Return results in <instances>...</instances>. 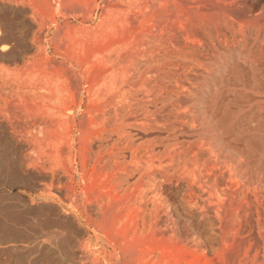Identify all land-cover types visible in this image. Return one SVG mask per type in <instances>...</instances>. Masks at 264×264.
<instances>
[{
  "label": "rangeland",
  "instance_id": "1",
  "mask_svg": "<svg viewBox=\"0 0 264 264\" xmlns=\"http://www.w3.org/2000/svg\"><path fill=\"white\" fill-rule=\"evenodd\" d=\"M33 1L0 0V18H6L4 19V21H2V18V20L0 19V28L4 30L3 33L0 29V36L3 37L2 35H5L7 31H9V34L7 33V37H10L11 34L12 36H14L12 38L10 37V39L8 40L9 46H11V49L10 47L9 49L14 50H12L11 52L9 49H7L6 51L0 50L2 52L0 55V112H2L0 113V121L4 120V122L6 121V123H8L7 120L9 119V117V120H11L15 116L11 111L8 110L9 108L3 102L4 99L2 100V98L6 97L9 98V100H12L13 98L15 99L17 92L16 90H26L27 86L31 87L37 82L39 84V81L43 86H46L44 83L46 82L47 84L49 81L47 85L58 84L64 89L66 88V90L69 89L70 92H76L77 90L81 92V97L84 101L83 106L75 108V112H77L79 122L81 121L80 118L84 113L83 110L85 102H87L86 100H88L90 96V93L88 91L91 85L95 84L97 87L98 85H102L103 83V85L107 86V83L110 81L107 87H113L115 86V84L119 83L120 85L123 84V88H126L124 87V84L126 82L125 86L129 88H126V90L130 91L128 92V94L130 93V96L128 95V98H125L128 100V102L125 103V101L127 100H124L123 105L125 106L126 111L127 109H130V111L126 112V119L124 121L127 122L128 119V121H131L133 119H136L137 116H141L137 117L138 119H141L139 121L137 119L136 123L139 124L141 128L143 127L142 132L144 133L143 134L141 132L139 136L136 135L135 137L138 140H135L137 142L139 141V143H143V159L141 164H144L142 165L143 171L144 169L146 170L144 172L142 171L145 177H143L140 181L138 180L137 182L136 179H131L132 183L130 181V186L133 189L136 188L135 190L137 194L139 193L143 197L146 196L144 197V199L146 198L145 201H143L144 199L142 200L144 202L142 203V211L145 212L146 210V213H150L152 211V196L155 194L156 187L161 184L163 185V194L168 198V204L171 205V209H173V212L175 210L174 214H181L180 217H177L175 215L177 233L179 235L182 234L181 236L187 239L189 238L188 240H190V244L191 246H193V252L187 259L188 261H186V264H264V224L263 221L260 225L255 221L251 222L244 215V210H248L247 202H249V200L247 199V201L246 198L242 199L243 210L241 209L239 211L241 212L239 219H242L240 224L236 223V226L233 227L229 226L228 222L225 223L228 227L227 228L225 226V229L232 230L230 234L232 237L230 236V241L228 240L227 242L228 244L226 243L225 245H223L222 233H220L222 232L221 230L223 229V227L218 224L219 222L215 218V211H217V208L213 207L212 210L208 211L207 209L203 212V210H201V207L194 208L193 204H188L187 202H185V194L189 193L190 189L187 186L186 181L183 180V173H191V175H193L192 172H196L197 169L198 171L204 169V173H208L207 176L210 177L208 180V177H206L205 174L204 181L206 182V184L204 183V188L205 190L208 189L206 190V192H208V195L210 194L211 197L215 195L211 199L212 203L214 202V204H216L217 202L219 203V201L225 200L226 205L228 204V208H230L231 204H234L233 208H237L239 205L235 203L238 202L233 201V197L236 198L233 189H236V187L243 188L244 190H253L252 192L256 193L258 195V198L264 202V0H224V3L223 0L179 1L180 3L177 2L176 4V7L178 8L174 9L173 12L176 17H174L175 19L173 18L175 22L174 31H170V33H167L163 29L162 33H160L161 30L160 32L159 30L158 32L155 30L154 32L158 34V38L156 41L157 43L154 42L153 44L143 47L140 45L139 49L135 50L136 52L127 51L122 53L120 55V59L118 58V56H114L113 60L116 62H114V64L110 66V68H107L109 70H99L98 73L101 75H98L94 71L93 73H91L90 77L89 75H86L87 73L85 74V62H83L85 61V53L86 55H88L87 51L89 50V48L88 46L86 47V44L83 41H85L87 35L90 34V31L92 29L91 27L95 28L94 30L92 29L91 32L99 31V29L97 28L98 26L100 28V25L102 26V22L104 21L103 19L106 16L107 18H110L109 13H112V9L114 11L117 6H120L118 0H98V10L95 11L93 18L86 22H83L85 20L84 16L90 13V11L92 10L91 8H93L94 5V2L91 0H82L83 6L81 12L78 11L73 13V11L64 9L62 10L63 13L62 11H60V13L58 14L57 4L53 3V9H47L45 8V6L43 7V5L45 4L42 1H34V3L37 4V7L32 4ZM39 1L41 2V4ZM192 1L193 3L191 4L190 2ZM181 2H183V4L185 5L187 3V5H183ZM220 2H222V5ZM233 3L235 4V6ZM231 4L233 5V7H230L232 6ZM188 6H190V8H188ZM226 6L228 7L226 8ZM208 7L209 10H207ZM36 8H39L38 11ZM43 8H45L47 12ZM182 8L187 9V11L190 12L186 13L185 17L181 16ZM229 8L230 10H228ZM235 9H237L238 12ZM64 12L67 14L65 15ZM229 12H231V14H229ZM21 13L25 18H22L23 15ZM31 13L35 18L30 15ZM72 13L74 15H72ZM178 13L179 17L176 16ZM18 14L19 16H17ZM228 14L231 16H229ZM69 15L72 16L69 17ZM39 16L42 18H40ZM54 16L55 21H57L55 22V24L52 22ZM48 17L50 18L48 19ZM181 17L183 20H190L188 22H185L181 19ZM43 18L44 20H42ZM177 18L178 21L176 22ZM1 21L3 23L5 22L4 24L7 23L9 25H4ZM35 21L38 23H36ZM40 21H42L41 24H44L41 25ZM169 23L172 25L171 21ZM178 23L183 24V26L179 25ZM12 25L14 27H12ZM6 26L12 28L7 29ZM31 26H34L35 28ZM180 26L182 30L180 29ZM74 27H77L79 30L76 28V31L78 30L76 32ZM79 27H82V29H80ZM184 27H187V29L184 30ZM14 28L15 30H12ZM68 28L70 29L69 33H67L69 31ZM42 30L43 32H41ZM180 31H184V36L186 38H182L183 35H181V38L178 37V34L182 33ZM185 31H187V33L191 36H189ZM74 32L76 33V35H78L79 33L81 34L76 36ZM84 32L87 35H85ZM175 33L178 34L176 35ZM82 34L83 37L84 35L86 37L81 38ZM186 34L188 36H186ZM34 35L37 38H35ZM73 35L76 37H74ZM4 37H6V35ZM68 37H70V39H68ZM173 37L176 38L172 39ZM14 38H17L16 40L18 41L16 42ZM71 38L72 40H74L73 43H70L69 41L71 40ZM77 38H79V47L81 49H78V47L76 49L75 43L77 42V46L79 44ZM163 38L164 41H161ZM114 39L115 38L113 37V39L110 40L111 45H115L118 42L121 43V40ZM184 39L189 41L186 42ZM19 40L20 43H18ZM65 40H67L68 44ZM8 42H3L2 44H0V47L4 44H8ZM34 42L36 43V45L34 44ZM189 42L190 44H188ZM72 44H74L73 46L75 47L76 51H74V47L72 48ZM68 45H70V48ZM81 45L83 47H81ZM31 46L33 48H31ZM84 47H86V51L85 49H82ZM37 48L40 51L38 50L37 52ZM32 50H34L35 52ZM80 51L84 53L81 54ZM9 52L11 53V57ZM75 52L76 54L79 53V56L83 55L82 57L78 56V58L80 59H77L80 61H77V56L74 55ZM3 53L9 55H4ZM35 54H37L38 56L36 55L37 57H33H40L41 59L39 58L36 60L34 58V61L31 57ZM45 55L48 57V59H46L47 57H45ZM59 55H62L61 58ZM49 56L51 58H49ZM70 56H72V59L70 58ZM28 57L30 58L28 59ZM23 59L26 60L24 61ZM74 59H76L75 63L73 61ZM28 60L29 62H27ZM69 60H71V62ZM32 62L34 63L32 64ZM14 63H16V65ZM17 63H19V65H17ZM24 64L27 65L24 66ZM52 64H55V66H53ZM32 65L34 67V70L36 71H33ZM16 67L19 68L18 71ZM45 68L47 70H44ZM80 69H82V71ZM42 70L45 72L48 71V74L42 73ZM32 71L36 74L32 73ZM49 71L54 76L50 74ZM106 74H108L109 77ZM61 75L64 77H61V79L57 80V78H60ZM52 76L53 78H51ZM102 76H104V80ZM47 77L49 80H47ZM118 77L120 78V80L117 79ZM106 78L108 81L105 82ZM91 79L95 80V82H92ZM65 80H68L67 83H65ZM68 82L70 83L68 84ZM16 85H19V87L21 86V89ZM24 85H26V87ZM130 87H132V90L130 89ZM134 87L137 90L138 88L136 87H139V90H135ZM184 88L186 89L184 90ZM143 89H145V91H148L146 95L149 93L151 95L146 96L145 91H142ZM154 89L156 93L158 92L156 95L152 94L151 92ZM180 90L184 91L180 92ZM133 91H141L140 93H142V95L137 96L136 94H132L135 93ZM215 92L216 95L213 96ZM159 93H161V96L158 95ZM131 95H134V97H132ZM148 97L151 99V101ZM214 98L218 99V104L216 105L212 104V101L215 100ZM129 102L131 103V105ZM4 104L5 108H2V105L4 106ZM21 104L27 108V104ZM21 104L18 105L19 108H17V111L19 113V116L17 117L25 118L27 115L25 110L26 108L22 107ZM150 106H152V108ZM153 107H155V109ZM212 110L213 117H211L210 119L209 114H212ZM134 113L136 114V116H134ZM129 114H131V116ZM196 117L197 120L195 119ZM181 119L183 121H181ZM186 120L188 121V123ZM2 121L1 123L3 125L6 124ZM148 121L150 123H147ZM156 123L159 126H157ZM193 125L195 126V128ZM9 128L10 127H8V129ZM8 129L7 132L5 130L4 134V129L0 128V264H83L84 261L86 262L85 264H123L121 260L123 257H121V261L119 260V258H117L119 256L116 255L113 246L108 244V241L105 242V240L103 239H97L98 234L105 235V233L99 231L98 226L94 222H92L95 219L96 215L84 211L86 210L85 208H88L90 206L87 205L86 207L84 201L80 199L79 205L77 207L74 205L75 203L72 202V198L66 196V191L68 193L73 191L79 193L81 191L79 190L80 187L75 191L74 187H71V185L68 184V180L72 173L71 170H69V159L64 160L63 163H59L57 161L54 162V159L50 156L49 157L51 159L49 158V160L46 159V157L48 158V156L46 155L41 156V158L37 155L35 156L27 146L19 148L14 145V140L10 138L9 135L15 134L16 137L18 136V138L25 140L28 138L27 133L23 130L22 133H18L16 129ZM18 130L20 131V129ZM143 136H145L146 138ZM142 138L143 140H141ZM219 139H221V142ZM167 140L171 142L173 150L177 145V149L175 148L173 153V156L175 154V156L173 157L175 158L173 161V166L176 171L173 170V172L170 170L171 172H167V169L165 168H160L162 170L159 171L158 167L157 170L161 173V175L159 173L155 174L153 173L154 170L152 169V167H149L151 166V164L148 165V163H150V147H153L154 145V147H156V145L158 146L166 142ZM172 140L174 141V143L172 142ZM223 143H225V145ZM77 147H79V153H81L83 150L82 148H80L81 145L78 144ZM93 150L99 152L98 147H94ZM145 150L146 152H143ZM79 153H76L78 154V165L76 164V169L74 170V174H76L75 176L77 178L76 182L79 181V174L77 173H82V163L81 159L79 158ZM206 158L209 159L206 160ZM37 160L44 161L42 163L40 162L39 165V162ZM51 160L55 164L50 163ZM143 160L145 161V163ZM146 160H148L149 162ZM32 164L37 165H34L36 168ZM210 166L211 168H213V171H211L212 169L210 168ZM216 166H219V168H217ZM194 167L196 168V170H194ZM38 168H40L42 171ZM120 168L122 169V172L124 174H126V172H130V167L128 165L122 166ZM120 168H118L117 170H119ZM254 168H257V171H255ZM184 169L185 171H183ZM187 169H189V171ZM190 169L192 170L190 171ZM207 169L209 171H207ZM37 170H40L41 174L38 176V178H34L31 174L34 173L36 175ZM229 171H231L230 173L233 174V178ZM58 172H60L62 175L64 173V176H62L61 179V184L57 183L56 180L51 182L50 179H47L51 178V174H56ZM67 172L71 173L68 174ZM166 172L168 174L171 173L170 176H166ZM226 173H228L227 176L225 175ZM172 174L174 176L171 180V185V183L167 181L166 178L171 177ZM210 174L212 175L210 176ZM214 175H217V179ZM46 176L47 178L45 180ZM227 178L228 180H226ZM232 179L235 181H233ZM232 181L236 184H232ZM134 182L137 184L135 185ZM208 183L212 184L210 185ZM225 184H229L232 189L231 193L227 192L228 195L230 194L229 196H227L224 191V189L226 188ZM212 186H214L216 191H218L214 192V188H211ZM222 186H224L225 188ZM220 187L222 188L221 192L224 191V195L219 192V190H221ZM166 188L169 192L164 190ZM209 189L211 190V192ZM218 192L223 198H218L216 196ZM64 200L65 202H63ZM227 200L231 201L229 202ZM205 205L207 206V203ZM83 206H85V208ZM143 207L146 209H143ZM192 208L194 209V211ZM82 209H84L83 212ZM180 209H182L181 212L184 210V213H187V215H184L183 212L181 213L179 211ZM186 209L190 210L191 212H187ZM55 212L56 214L54 215ZM76 213L79 214L80 219L77 222L80 224L79 228L81 227L82 229H79L78 227L71 224L72 222L70 221V216L72 217ZM208 213L211 215L206 216V214ZM231 214L232 213L227 212V218L225 219H230L231 216L229 215ZM212 215L214 217H210ZM63 217H65V219ZM261 217L264 218L263 215H261ZM201 219L204 220L202 221ZM77 222L75 223L78 224ZM76 228H78V231H75ZM258 231L263 232V238H259L258 236H256ZM85 236L87 239L85 238ZM84 242H86V245ZM195 244H197V246H195ZM104 246H106V249L104 248ZM83 247L85 249H83ZM82 250L86 251H84L86 253L85 257H82V255L79 254ZM194 250H196L197 252ZM89 254L91 255L89 256ZM116 258L118 259V261Z\"/></svg>",
  "mask_w": 264,
  "mask_h": 264
},
{
  "label": "bare ground",
  "instance_id": "2",
  "mask_svg": "<svg viewBox=\"0 0 264 264\" xmlns=\"http://www.w3.org/2000/svg\"><path fill=\"white\" fill-rule=\"evenodd\" d=\"M31 1V0H28ZM33 1V0H32ZM35 1V0H34ZM33 1V5L35 7H37V4H35ZM37 1V0H36ZM35 1V2H36ZM42 1L45 5H43V7L45 6V8L47 9H51L52 8V4H57V14L60 13V11L66 9L68 11H73L74 12H78V11H82V0H40ZM39 1V2H40ZM94 2L93 8H91L92 10L90 11V13H86L87 15L84 16L85 20L83 22H86L90 19L93 18V15L95 13L96 10H98V0H91ZM179 1H185V0H118L119 5L115 8V10L113 11L112 9V13H109L110 18H107V16L101 21L102 22V26L100 25V28L98 26L97 29H99V31H95V32H91L92 29L94 30L95 28L91 27V31L90 34L87 35L85 32L84 34L87 35V37L84 35V37H86V40L83 41L86 44V47L88 46L89 50L88 55H86L85 53V62L84 63V69H85V74L89 77L91 75V73H93L95 71V73H97L98 75H101L98 73V71H103L104 69L110 68V66H112L114 64L113 57L114 56H118V58L120 59V55L124 52L127 51H133L136 52L135 50L139 49V46L141 45L143 46H148L150 44H153L154 42L157 41L158 38V34L156 32H154L155 30L158 32L163 31V29L168 33H170V31H174V20L173 18L175 17L174 15V9L178 8L176 7L177 2L180 3ZM194 1V0H193ZM190 2L191 4L193 3ZM198 1V0H197ZM220 1V0H219ZM105 2V1H104ZM188 2V1H187ZM203 2V1H202ZM210 2V1H209ZM213 2V1H211ZM218 2V1H217ZM226 2V1H225ZM24 3V2H23ZM30 3V2H29ZM42 3V4H43ZM183 4V2H181ZM205 3V2H204ZM222 5V2H220ZM219 3V4H220ZM224 3V0H223ZM227 3V2H226ZM17 4V3H16ZM25 4V3H24ZM41 4V2H40ZM213 4V3H212ZM234 4V3H233ZM88 5V4H87ZM111 5V4H110ZM185 5V4H183ZM187 5V3H186ZM185 5V6H186ZM189 5V4H188ZM205 5V4H204ZM207 5V4H206ZM232 5V4H231ZM32 6V5H30ZM192 6V5H191ZM195 6V5H194ZM193 6V7H194ZM203 6V5H201ZM209 6V5H208ZM235 6V4H234ZM12 7V5H11ZM24 7V5H23ZM29 7V5H28ZM106 7V6H105ZM200 7V6H199ZM211 7V5H210ZM216 7V6H215ZM219 7V6H218ZM228 6H226L227 8ZM230 7H233L230 6ZM16 8V6H15ZM20 8V7H19ZM27 8V7H26ZM43 8V9H45ZM184 8V7H183ZM181 9L182 13L181 16L185 17L186 13H188L189 11H187V9ZM188 8H190V6H188ZM205 8V7H204ZM23 9V8H22ZM20 9V10H22ZM37 9V8H36ZM39 9V8H38ZM37 9V11H38ZM53 9V8H52ZM106 9V8H105ZM199 9V8H197ZM206 9V8H205ZM222 9V8H221ZM10 10V9H9ZM15 10V9H14ZM25 10V9H24ZM46 10V9H45ZM111 10V9H110ZM209 10V7L208 9ZM230 10V8L228 9ZM226 10V11H228ZM237 10V9H235ZM52 11V10H51ZM107 11V10H106ZM225 11V12H226ZM233 11V10H232ZM231 11V12H232ZM12 12V11H11ZM18 12V11H17ZM27 12V11H25ZM29 12V9H28ZM33 12V10H32ZM35 12V11H34ZM44 12V11H43ZM47 12V10H46ZM231 12H229V14H231ZM238 12V10H237ZM19 13V12H18ZM37 13V12H36ZM63 13V11H62ZM65 13V12H64ZM72 13V15H74ZM85 13V12H84ZM106 13V12H105ZM190 13V12H189ZM193 13V12H192ZM191 13V14H192ZM236 13V12H235ZM22 14V13H21ZM20 14V15H21ZM26 14V13H25ZM43 14V13H42ZM67 13H65L66 15ZM228 14V15H229ZM23 15V14H22ZM21 15V16H22ZM32 15V13L30 14ZM29 15V16H30ZM45 15V14H44ZM72 15H69L72 16ZM179 13L176 15L177 17ZM238 15V13H237ZM236 15V16H237ZM2 16V15H1ZM19 16V14L17 15ZM36 16V15H35ZM49 16V15H48ZM64 16V15H63ZM231 16V15H229ZM27 17V16H26ZM31 17V16H30ZM28 17V18H30ZM33 17V15H32ZM38 17V15H37ZM40 17V16H39ZM81 17V16H80ZM238 17V16H237ZM2 18V17H1ZM0 18V19H1ZM11 18V17H10ZM22 18H25L24 15L22 16ZM35 18V17H33ZM42 18V17H40ZM46 18V16H45ZM50 17H48L49 19ZM53 18V17H51ZM65 18V17H64ZM76 18V17H75ZM141 18V19H139ZM176 18V17H175ZM174 18V19H175ZM187 18V17H186ZM185 18V19H186ZM189 18V17H188ZM3 19V18H2ZM1 19V20H2ZM6 19V18H4ZM4 19L2 21H4ZM180 19V18H179ZM182 19V17H181ZM8 20V18H7ZM24 20V19H23ZM34 20V19H33ZM32 20V21H33ZM44 20V18L42 19ZM47 20V19H46ZM58 20V18H57ZM114 20V23H113ZM183 20V19H182ZM190 20V19H189ZM188 20V21H189ZM198 20V19H197ZM1 21V22H2ZM6 21V20H5ZM27 21V20H26ZM31 21V20H30ZM37 21V20H36ZM35 21V22H36ZM49 21V20H48ZM171 21L172 25L169 23ZM178 21V18L176 19V22ZM183 21H187V20H183ZM187 21V22H188ZM12 22V21H11ZM28 22V21H27ZM42 21H40L41 24ZM45 22V21H44ZM52 22L55 24V16L52 20ZM81 22V21H80ZM100 22V23H101ZM5 23V22H4ZM2 22V24H4ZM38 23V22H36ZM7 24V23H6ZM4 24V25H6ZM44 24V23H42ZM41 24V25H42ZM179 24V23H178ZM185 24V23H184ZM9 25V24H7ZM31 25V24H29ZM35 25V24H34ZM182 25L183 24H179ZM87 26V25H86ZM89 26V25H88ZM97 26V25H96ZM3 27V26H1ZM5 27V26H4ZM7 27V26H6ZM12 27H14L12 25ZM11 27V28H12ZM34 27V26H31ZM40 27V26H39ZM48 27V26H47ZM50 27V26H49ZM78 27V26H77ZM76 27V28H77ZM95 27V26H94ZM10 27H7V29ZM10 28V29H11ZM35 28V27H34ZM42 28V26H41ZM75 28V27H74ZM75 28V31H76ZM80 28V27H79ZM84 28V25H83ZM177 28V27H176ZM185 28V27H184ZM1 29V28H0ZM6 29V28H5ZM9 29V30H10ZM33 29V28H32ZM39 29V28H38ZM44 29V27H43ZM69 29V28H68ZM78 29V28H77ZM82 29V27L80 28ZM181 29V26H180ZM187 27L184 29L186 30ZM12 30H15L12 29ZM35 30V29H34ZM79 30V29H78ZM77 30V31H78ZM177 30V29H176ZM182 30V29H181ZM1 31L4 33V30L1 29ZM37 31V30H36ZM76 31V32H77ZM89 31V30H87ZM6 32V31H5ZM43 32V30L41 31ZM40 32V33H41ZM70 32V29L67 33ZM178 32V31H177ZM182 32V31H180ZM187 33V31H185ZM191 32V31H190ZM189 32V33H190ZM2 33V34H3ZM7 33L9 34V31H7ZM7 33L5 34L7 37ZM37 33V32H36ZM39 33V34H40ZM72 33V32H71ZM79 33V32H78ZM89 33V32H88ZM165 33V32H164ZM74 34L76 35V33L74 32ZM81 33H79L78 35H80ZM176 35L178 33H175ZM180 34V35H179ZM178 37L181 38V35H183L182 38H184V31L182 33H179ZM188 34V33H187ZM186 34V36H188ZM5 35H2L3 37L0 36V44H2L3 42H8V40L10 39V37H14L11 36L8 38L4 37ZM67 35V34H66ZM76 35V36H78ZM172 35V33H171ZM16 36V35H15ZM35 36V35H34ZM39 36V35H38ZM68 36V35H67ZM74 36V35H73ZM72 36V37H73ZM74 36V37H76ZM164 36V34H163ZM175 36V35H174ZM191 36V35H189ZM17 37V36H16ZM80 37V36H79ZM83 34L81 38H84ZM113 37L115 38L114 40H121V43H114L115 45H111L110 40L113 39ZM168 37V35H167ZM18 38V37H17ZM17 38H14L15 41L17 42L18 40H16ZM35 38H37L35 36ZM64 38V37H63ZM176 37H173L172 39H174ZM178 38V39H179ZM186 38V37H185ZM19 39V38H18ZM39 39V38H38ZM68 39H70V37H68ZM75 39V38H74ZM188 39V38H187ZM34 40V38H33ZM36 40V39H35ZM77 40L79 41V38H77ZM75 40V41H77ZM83 40V39H82ZM81 40V42H82ZM171 40V38H170ZM185 40V39H184ZM183 40V41H184ZM11 41V40H10ZM38 41V40H37ZM35 41V42H37ZM63 41V40H62ZM67 43V40H65ZM70 43L74 40H69ZM159 41V39H158ZM164 41V38L161 40ZM167 41V40H165ZM178 41V40H177ZM176 41V42H177ZM186 42H188L189 40H185ZM33 42V41H32ZM34 42V44L36 45V43ZM64 42V41H63ZM182 42V41H181ZM15 43V42H14ZM20 43V40L19 42ZM69 43V44H70ZM78 46H77V42L75 43L76 45V49L78 47V49H81L79 47L80 45V41L78 42ZM110 43V44H109ZM157 43V42H156ZM161 43V42H160ZM159 43V44H160ZM164 43V42H163ZM180 43V42H179ZM184 43V42H183ZM31 44V43H30ZM32 44V45H34ZM39 44V43H38ZM68 44V43H67ZM82 44V43H81ZM135 46H134V45ZM190 44V42L188 43ZM12 45V44H10ZM41 45V44H40ZM74 44H72V48ZM83 45V44H82ZM81 45V47H83ZM157 45V44H156ZM16 46V45H15ZM14 46V48H15ZM43 46V45H42ZM70 48V45H68ZM159 46V45H158ZM11 49V46H9V42L8 44H4L0 47L1 51H6L7 49ZM17 47V46H16ZM82 48L83 50L86 48ZM194 47V46H193ZM29 48V46H28ZM31 48H33L31 46ZM43 48V47H42ZM46 48V47H45ZM44 48V49H45ZM68 48V49H69ZM71 48V50H72ZM141 48V47H140ZM147 48V47H146ZM150 48V47H149ZM9 49V50H10ZM43 49V50H44ZM75 47H74V51H76ZM143 49V48H142ZM14 50V49H12ZM10 50V52L12 51ZM35 50V49H34ZM32 50V51H34ZM38 48H37V52H38ZM70 50V51H71ZM82 50V51H83ZM0 51V55L1 52ZM40 51V50H39ZM46 51V50H45ZM73 51V52H74ZM81 52V54H83ZM86 51V49H85ZM9 52V53H10ZM35 52V51H34ZM59 52V51H58ZM78 52V50H77ZM8 53V52H7ZM50 53V52H49ZM64 53V52H63ZM67 53V52H66ZM70 53V52H69ZM72 53V52H71ZM4 54V53H3ZM2 54V55H3ZM42 54V52H41ZM47 54V53H46ZM55 54V53H53ZM58 54V53H56ZM74 54V53H73ZM79 54V53H78ZM78 54H75L78 58ZM127 54V53H126ZM4 55H9V54H4ZM26 55V53H25ZM23 55V56H25ZM37 54L35 55H30L31 58H33V60L35 61V59H39L36 58ZM40 55V54H39ZM72 55V54H71ZM36 56V57H33ZM52 56V55H51ZM60 56V55H59ZM62 56V55H61ZM60 56V58H61ZM66 56V55H65ZM81 56V55H80ZM79 56V57H80ZM83 56V55H82ZM81 56V57H82ZM6 57V56H5ZM10 57H11V53H10ZM27 57V56H25ZM28 57V59L30 58ZM45 57H47L45 55ZM75 57V56H73ZM3 58V57H2ZM7 58V57H6ZM20 58V57H19ZM35 58V59H34ZM43 58V57H42ZM49 58H51L49 56ZM53 58V57H52ZM69 58V57H68ZM65 58V59H68ZM70 58L72 59V56H70ZM83 58V59H84ZM21 59V58H20ZM41 59V58H40ZM48 59V57L46 58ZM57 59V58H56ZM76 59H74V63L76 62ZM80 59V58H78ZM77 61H80L78 60ZM82 59V58H81ZM124 59V57H123ZM126 59V58H125ZM24 60V59H23ZM26 60V59H25ZM24 60V61H25ZM44 60V59H43ZM42 60V61H43ZM10 61V60H9ZM14 61V60H12ZM23 61V62H24ZM39 61V60H38ZM60 61V59H59ZM71 62V60H69ZM29 62V60L27 61ZM41 62V61H40ZM39 62V63H40ZM63 62V61H62ZM25 63V62H24ZM34 62H32L33 64ZM80 63V62H79ZM16 65V63H14ZM29 64V63H28ZM31 64V62H30ZM50 64V63H49ZM73 64V63H72ZM17 65H19V63H17ZM27 64H24V66ZM42 65V64H41ZM53 65V64H52ZM51 65V66H52ZM64 65V64H63ZM70 65V64H69ZM76 65V64H74ZM78 65V64H77ZM45 66V65H43ZM55 66V64L53 65ZM52 66V67H53ZM71 66V65H70ZM33 67V65H32ZM36 67V66H35ZM42 67V66H41ZM80 67V66H79ZM64 68V67H63ZM68 68V66H67ZM83 68V67H82ZM17 71H18V67H16ZM21 69V68H20ZM41 69V68H40ZM54 69V68H53ZM60 69V68H59ZM44 70H47L46 68ZM57 70V69H56ZM76 70V69H75ZM82 71V69H80ZM109 70V69H107ZM33 71L34 67H33ZM32 71V73H34ZM39 71V70H38ZM43 71V70H42ZM41 71V72H42ZM15 72V71H14ZM22 72V71H19ZM18 72V73H19ZM58 72V71H57ZM67 72V71H66ZM78 72V71H77ZM84 72V71H83ZM82 72V75H83ZM215 72V71H214ZM40 73V72H39ZM42 73H47L48 71H43ZM41 73V74H42ZM50 73V71H49ZM54 73V72H53ZM111 73V71H110ZM36 74V73H34ZM52 74V73H50ZM68 74V73H67ZM109 74V73H108ZM108 74H106L108 76ZM26 75V74H25ZM39 75V74H38ZM53 75V74H52ZM64 75V74H63ZM80 75V74H79ZM105 75V74H104ZM37 76V75H36ZM47 76V75H46ZM49 76V75H48ZM54 76V75H53ZM53 76L51 78H53ZM93 76V75H92ZM50 77V76H49ZM61 77L64 76H60V78H57V80L61 79ZM86 77V76H84ZM101 77V76H100ZM103 80H104V76ZM106 77V76H105ZM109 77V76H108ZM205 77V76H204ZM35 78V77H33ZM55 78V77H54ZM75 78V77H74ZM92 78V77H91ZM66 79V76H65ZM85 79V78H84ZM95 79V78H94ZM97 79V78H96ZM102 79V78H100ZM117 79L120 80V78L118 77ZM47 80L48 77H47ZM52 80V79H51ZM50 80V83H51ZM56 80V79H55ZM75 80V79H74ZM87 80V78H86ZM92 80V79H91ZM124 80V79H123ZM16 81V80H15ZM54 81V80H53ZM66 81V80H65ZM68 81V80H67ZM67 81L65 83H67ZM95 82V80H92V82ZM108 81L107 78L105 80V82ZM115 81V80H114ZM126 81V80H125ZM28 82V81H27ZM60 82V81H58ZM91 82V83H92ZM104 82V83H105ZM110 82V81H109ZM109 82L107 83L109 85ZM49 83V81H48ZM47 83V84H48ZM56 83V82H55ZM70 82H68L69 84ZM87 83V82H86ZM113 83V82H112ZM124 83V82H121ZM128 83V82H127ZM30 84V82H29ZM28 84V85H29ZM33 84V83H32ZM31 84V85H32ZM46 86H43L39 84L38 82L33 86L29 87L26 85H24L26 87V90H16V96L15 99L13 98L12 100L9 98L4 97L2 94V96L4 98H2L3 102L6 104V106L9 108L8 110L11 111L14 115V120H7L8 123H6V121L4 122V120L2 121L3 123L6 124H2L0 121V128L4 129V134H5V130L7 132L8 127L13 128L14 130L16 129L18 133H22V130L25 131L27 133L28 138L25 140H22L20 138H18V136L16 137L15 134H9L10 138H12L14 141V145H16L17 147H24L27 146L28 149L30 151H32L34 153V155L39 156L41 158V156H48V158L46 157V159L49 160V158H53L54 162L57 161L59 163H63L64 160L69 159V170H71V176L68 180V184L71 185V187H74V190L76 191L77 188L80 187L79 190H81L79 193L78 192H70L68 193L66 191V196L71 197L72 198V202H74L75 206L78 207L79 205V201L80 199H82L84 201L85 206L88 208H85V206H83L86 210L82 209L86 211V212H90L93 213L94 215H96L95 219L92 221L94 222L98 228L99 231L105 233V235H100L98 234V238L103 239L106 241H108V244L113 246L114 252L116 253V255H118L119 260L121 259V257H123L122 263L123 264H186L188 261L187 259L189 258V256L191 255L192 251V247L190 244V240H188L187 238L181 236L182 234H178L177 230H176V218L173 209H171V205L168 204V198L166 196H164L163 194V185H158L155 189V194L152 196L153 200H151L152 202V211L150 213H146L142 211V203H144L143 201H145L144 197L146 196H142L139 193H136V188H132L130 186V181L132 183L131 179H136V182L139 180H142L144 176L143 172L146 171L144 169L143 171V166L144 164L142 163V145L143 143H139V141L137 142L136 140V135L139 136V134L143 131V127L141 128L139 124H137V117H141V116H137L136 119H133L131 121H124L126 118V112L130 111V109L126 111L125 106L123 105V101L127 100L125 99L126 97L128 98V92H130L129 90H126V88H128L127 86L123 88L122 85L123 84H115V86L113 87H107L106 85H98L96 87V85H91L89 88V93L90 96L88 98V100H86L87 102H85V106H84V113L83 116L80 118L81 121H78V116H77V112H75V108L77 107H81L83 106V99L81 97V92L80 91H74V92H70L69 89L66 90V88L64 89L63 87H61L60 85H47L46 82L44 83ZM60 84V83H59ZM64 84V83H63ZM62 84V85H63ZM90 84V83H89ZM100 84V83H98ZM23 85V84H22ZM87 85V84H86ZM206 85V83H205ZM19 87V85H16ZM23 86V87H24ZM94 86V87H93ZM111 86V85H110ZM130 86V85H129ZM21 87V86H20ZM19 87V88H20ZM22 87V88H23ZM24 87V88H25ZM29 87V88H28ZM68 87V86H65ZM83 87V86H82ZM81 87V88H82ZM147 87V86H146ZM23 88V89H24ZM86 88V87H85ZM132 87H130L131 89ZM139 90V87H136ZM143 88V87H141ZM145 88V87H144ZM148 88V87H147ZM146 88V89H147ZM150 88V87H149ZM188 88V87H187ZM16 89V88H15ZM21 89V88H20ZM71 89V88H70ZM129 89V88H128ZM135 89V87H134ZM163 89V88H162ZM186 88H184L185 90ZM189 89V88H188ZM187 89V90H188ZM217 89V88H216ZM14 90V89H13ZM72 90V89H71ZM81 90V89H80ZM132 90V89H131ZM137 90V89H135ZM137 90V91H138ZM184 90H180L184 91ZM136 91V92H137ZM142 91H145V89H143ZM5 92V91H4ZM135 92V91H133ZM132 93V94H136L138 95H142V93L137 92V93ZM152 94L156 95V91L155 89L151 91ZM179 92V91H178ZM193 92V91H192ZM88 93V94H89ZM146 93H148V91H145V95ZM173 93V92H172ZM169 94V93H168ZM188 94V92H187ZM151 94H147L146 96H150ZM159 96H161V93L158 94ZM167 95V94H166ZM186 95V94H185ZM216 95V92L213 94V96ZM1 96V97H2ZM87 96V95H86ZM130 96V95H129ZM132 97H134V95H131ZM169 96V95H168ZM172 96V95H171ZM177 96V95H176ZM197 96V95H195ZM212 96V95H211ZM141 97V96H140ZM152 97V96H151ZM155 97V96H154ZM165 97V96H164ZM173 97V96H172ZM131 98V97H130ZM129 98V100H130ZM149 98V97H148ZM147 98V100H148ZM176 98V97H175ZM1 99V98H0ZM132 99V98H131ZM150 99V98H149ZM153 99V98H152ZM215 100L212 101V104L216 105L218 104V99L214 98ZM16 100V101H15ZM146 100V99H145ZM154 100V99H153ZM152 100V101H153ZM151 101V99H150ZM169 101V100H168ZM209 101V99H208ZM128 102L125 101V103ZM140 102V101H139ZM172 102V101H171ZM21 103H25L27 104V108L24 107ZM130 103V102H129ZM128 103V104H129ZM176 103V102H175ZM1 104V103H0ZM3 104V103H2ZM5 104L4 106L2 105V108H5ZM22 105V107L26 108V117L25 118H19L17 116H19V113L17 111L18 105ZM136 104V103H135ZM157 104V102H156ZM169 104V103H168ZM208 104V103H207ZM131 105V103H130ZM134 105V104H133ZM139 105V104H138ZM200 105V104H199ZM1 106V105H0ZM144 106V105H142ZM149 106V105H148ZM181 106V105H180ZM137 107V106H136ZM152 108V106H150ZM164 107V106H163ZM130 108V107H129ZM142 108V107H141ZM155 109V107H153ZM7 109V108H6ZM4 109V110H6ZM138 109V108H137ZM79 110V109H78ZM135 110V109H134ZM174 110V109H173ZM133 111V110H132ZM150 111V110H149ZM180 111V110H179ZM189 111V110H188ZM187 111V112H188ZM4 112V111H3ZM169 112V111H168ZM183 112V110H182ZM181 112V113H182ZM185 112V113H187ZM206 112V111H205ZM2 113V112H0ZM7 113V112H6ZM136 113V112H135ZM134 113V114H135ZM149 113V112H148ZM147 113V114H148ZM194 113V112H193ZM192 113V114H193ZM9 114V113H8ZM7 114V115H8ZM24 114V113H23ZM79 114V113H78ZM137 114V113H136ZM136 114L134 116H136ZM152 114V113H151ZM150 114V115H151ZM131 116V114H129ZM146 115V113H145ZM222 115V113H221ZM2 116V115H1ZM192 116V115H191ZM3 117V116H2ZM148 117V116H147ZM209 117L211 119V117H213V110H212V114H209ZM8 118V117H6ZM129 118V117H128ZM161 118V117H160ZM141 119V118H140ZM138 119V121L140 120ZM143 119H144V115H143ZM142 119V120H143ZM151 119V117H150ZM154 119V117H153ZM165 119V118H164ZM197 120V117L195 118ZM136 120V121H135ZM141 120V121H142ZM135 121V122H134ZM144 121V120H143ZM181 121H183L181 119ZM187 121V120H186ZM171 122V121H170ZM185 122V121H184ZM206 122V121H205ZM132 123V124H131ZM143 123V122H142ZM141 123V124H142ZM145 123V122H144ZM147 123H150L149 121ZM188 123V121H187ZM154 124V123H153ZM157 124V123H156ZM152 125V124H151ZM170 125V124H169ZM192 125V124H191ZM26 126V127H25ZM148 126V125H146ZM154 126V125H153ZM157 126H159L157 124ZM194 126V125H193ZM150 127V125H149ZM202 127V126H201ZM219 127V126H218ZM9 128V129H10ZM147 128V127H146ZM161 128V127H160ZM166 128V127H165ZM192 128V127H191ZM195 128V126H194ZM8 129V130H9ZM20 129V131L18 130ZM149 129V128H148ZM152 129V128H151ZM154 129V128H153ZM184 129V128H183ZM193 129V128H192ZM157 130V129H155ZM161 130V129H160ZM175 130V129H174ZM12 131V130H10ZM145 131V130H144ZM210 131V130H209ZM9 133V131H8ZM143 133V132H142ZM150 133V132H149ZM153 133V132H152ZM155 133V132H154ZM160 133V132H159ZM166 133V132H165ZM180 133V132H179ZM253 133V132H252ZM7 134V133H6ZM144 134V133H143ZM156 134V133H155ZM8 135V134H7ZM158 135V134H157ZM222 135V134H221ZM149 136V135H148ZM9 137V136H8ZM135 137V138H134ZM145 137V136H143ZM164 137V136H163ZM172 137V136H171ZM139 138V137H138ZM146 138V137H145ZM182 138V137H181ZM180 138V139H181ZM185 138V137H184ZM136 139V140H135ZM169 139V138H168ZM171 139V138H170ZM179 139V140H180ZM183 139V138H182ZM189 139V138H187ZM256 139V138H255ZM140 140V139H139ZM143 140V138L141 139ZM221 142V139H219ZM258 140V139H257ZM145 141V140H144ZM143 141V142H144ZM153 141V140H152ZM172 142L174 143V141L172 140ZM149 143V142H146ZM80 144L83 150L81 153H79V147H77V145ZM177 144V143H176ZM225 145V143H223ZM147 145V144H146ZM151 146V145H150ZM155 146V145H154ZM150 147L149 150V160L152 169L154 170L153 173H159L161 175V173L159 172L160 168H165L168 171H176L174 166H173V161L175 158H173L175 156H173L174 150L176 148V146L172 147V144L169 140H167L166 142L160 144V145H156V147ZM94 147H98L99 148V152H96L93 150ZM180 147V146H179ZM147 149V148H146ZM149 149V148H148ZM177 149V148H176ZM225 150V149H224ZM79 153V158L81 159V163H82V173H77L79 174V181L76 182V174H74V170L76 169V164H77V158H78V154ZM143 152H146L143 151ZM32 153V154H33ZM96 155V157H95ZM50 156V157H49ZM144 156V155H143ZM196 156V155H195ZM221 156V155H220ZM148 157V156H147ZM50 158V159H51ZM37 159V158H36ZM43 159V158H42ZM45 159V157H44ZM52 159V160H53ZM146 159V158H144ZM209 159V158H208ZM206 158V160H208ZM50 163H54V162ZM39 162L42 163L43 161L41 160H37ZM144 161V160H143ZM210 161V160H209ZM226 161V160H225ZM37 162V163H38ZM67 162V161H66ZM208 162V161H207ZM145 163V161H144ZM209 163V162H208ZM217 163V161H216ZM55 164V163H54ZM223 164V163H222ZM33 166L35 164H32ZM52 165V164H51ZM78 165V164H77ZM129 166L130 167V172L126 174H124L122 172V169L120 167L122 166ZM146 165V166H148ZM37 166V165H35ZM34 166V167H35ZM68 166V165H67ZM199 166V165H198ZM58 167V166H57ZM159 167V171L157 170V168ZM217 168H219V166H216ZM32 168V167H31ZM36 168V167H35ZM41 168V167H40ZM38 168V169H40ZM44 168V167H43ZM66 168V167H65ZM118 168H120L119 170H117ZM174 168V169H173ZM197 168V166H196ZM196 168L194 167V170H196ZM202 168V167H200ZM205 168V166H204ZM207 168V167H206ZM209 168V167H208ZM211 168V166H210ZM54 169V167H53ZM79 169V168H78ZM147 169V168H146ZM213 171V168H211ZM41 170V169H40ZM37 170L36 175L33 173L31 174L34 178H38V176L41 174V171ZM45 170V169H44ZM67 170V169H66ZM128 170V171H129ZM189 171V169H187ZM192 169H190L191 171ZM204 170V169H203ZM203 170H199L197 169V171L193 173V175L188 174H184L183 171H185V169L182 171L183 173V180L186 181L187 186L190 189V192L185 194L184 197V201L187 202L188 204H193L194 208H199L201 207L204 211H206L208 209V211L212 210L213 207L217 208V211H215V218L218 220V224H220L223 229L221 230L222 232V242L223 245H225L228 240L230 241V234L232 232V230L230 229H225L226 226V222H228L229 226H236V223L240 224L241 220L239 219L240 213L239 212L242 209L243 206V198L246 200L248 199L249 202L247 205L248 210H244V215L246 216V218H248L251 222L255 221L257 224H261V222L263 221L264 224V218L261 217V215H263L264 217V202L262 200H260L258 198V195L254 192H252L253 190H244L243 188H239L236 187V189L234 190V194L236 195V198L233 197V201L234 202H238L235 203L237 205H239L237 208H233L234 204L230 205V208H228V204L226 205L225 200L219 201V203L217 202L216 204H214V202H211L212 197L210 196V194L208 195V192H206V189L204 188V185L206 184V182L204 181L205 179V174ZM226 170V169H225ZM224 170V171H225ZM255 171H257V168H254ZM47 171V170H46ZM55 171V170H54ZM65 171V170H64ZM79 171V170H78ZM77 171V172H78ZM125 171V170H124ZM127 171V170H126ZM143 171V172H142ZM165 171V170H164ZM170 171V172H171ZM173 171V172H174ZM207 171H209L207 169ZM57 172V171H56ZM61 172V171H60ZM58 172V173H53L51 174V178H47V176L45 177L47 179H50L51 182H53L54 180L57 181V183L61 184V179L63 175ZM66 172V171H65ZM166 172V173H167ZM231 171H229L230 173ZM44 173V171H43ZM68 173V172H67ZM68 173V174H70ZM147 174V172H146ZM171 174V173H170ZM170 174H166V176H170ZM178 174V173H177ZM208 174V173H207ZM207 179L209 180V176ZM213 174V173H212ZM210 174V176L212 175ZM228 173H226L225 175L227 176ZM231 176L233 175L232 173H230ZM47 175V174H46ZM66 175V174H65ZM180 175V173H179ZM182 175V174H181ZM224 175V176H225ZM67 176V175H66ZM173 174L171 177L166 178L167 181H169L170 183L172 182V178H173ZM215 176V175H214ZM217 176V175H216ZM215 176V177H216ZM221 176V175H220ZM223 176V177H224ZM42 177V176H41ZM57 177V178H55ZM147 177V175H146ZM222 177V178H223ZM233 178V176H232ZM40 179V178H39ZM65 179V180H66ZM217 179V177H216ZM214 179V180H216ZM41 180V179H40ZM177 180V179H176ZM228 180V178L226 179ZM231 180V179H229ZM233 180V179H232ZM235 181V180H233ZM232 181V184H234L235 182ZM64 182V181H63ZM66 182V181H65ZM162 182V181H160ZM230 182V181H229ZM244 182V181H243ZM50 183V182H49ZM135 183V182H134ZM205 183V184H204ZM222 183V182H220ZM227 183V181H226ZM51 184V183H50ZM67 184V183H66ZM137 183H135L136 185ZM159 184V183H158ZM179 184V183H178ZM183 184V183H181ZM208 184H212V183H208ZM236 184V183H235ZM234 184V185H235ZM52 185V184H51ZM54 185V184H53ZM79 185V186H78ZM172 185V183H171ZM209 185V186H210ZM221 185V184H220ZM232 185V186H234ZM240 185V184H239ZM244 185V184H243ZM66 186V185H65ZM138 186V185H137ZM156 186V185H155ZM246 186V185H245ZM51 187V186H50ZM59 187V186H58ZM68 187V186H67ZM135 187V186H134ZM167 187V186H165ZM170 187V186H169ZM218 187V186H217ZM216 187V188H217ZM224 187V186H222ZM226 187V188H225ZM225 193L228 195V193L232 192L231 187L229 186V184H225ZM132 188V189H131ZM208 188V187H207ZM211 188H214V186H212ZM221 188V187H220ZM170 189V188H168ZM173 189V188H172ZM218 189V188H217ZM52 190V189H51ZM56 190V189H55ZM59 190V189H58ZM72 190V189H71ZM166 191V189H164ZM210 190V189H209ZM139 191V189H138ZM216 191V189L214 188V192ZM218 191V190H217ZM216 191V192H217ZM222 191L219 190V192ZM223 191V192H224ZM56 192V191H54ZM169 192V191H168ZM188 192V191H187ZM211 192V190H210ZM219 192L216 194V196L218 198L222 197L221 194L224 195L223 192H221V194H219ZM228 192V193H227ZM142 194V193H141ZM143 194H144V189H143ZM148 194V193H147ZM169 194V193H168ZM63 195V194H62ZM149 195V194H148ZM208 195V196H207ZM226 196V195H225ZM226 196V197H227ZM143 197V198H142ZM225 197V198H226ZM148 198V196H147ZM223 198V197H222ZM221 198V199H222ZM224 198V199H225ZM230 198V197H229ZM232 198V197H231ZM144 199V200H143ZM216 199V198H215ZM214 199V200H215ZM263 199V198H262ZM81 200V201H82ZM143 200V201H142ZM149 200V198H148ZM146 200V201H148ZM247 200V201H248ZM62 201V200H61ZM200 201V202H199ZM216 201V200H215ZM229 201V200H227ZM231 201V200H230ZM229 201V202H230ZM54 202V201H53ZM65 202V200L63 201ZM62 202V203H63ZM246 202V201H245ZM207 203V206L205 205ZM51 204V202H50ZM70 204V203H69ZM149 204V203H148ZM145 205V204H144ZM184 205V204H183ZM187 205V204H186ZM202 205V206H200ZM60 206V205H59ZM66 206V205H65ZM64 206V207H65ZM182 206V205H181ZM192 206V205H191ZM206 206V207H205ZM52 207V205H51ZM193 207V206H192ZM61 208V207H60ZM69 208V207H68ZM181 208V207H180ZM205 208V209H204ZM47 209V208H46ZM65 209V208H64ZM143 209H146L143 207ZM184 209V208H183ZM191 209V208H190ZM193 209V208H192ZM149 210V209H148ZM182 209H180L179 211L181 212ZM187 212L189 211V213L191 212L190 210L186 209ZM199 210V209H198ZM197 210V211H198ZM243 210V209H242ZM51 211V209H50ZM64 211V210H63ZM74 211V210H73ZM194 211V209H193ZM148 212V211H147ZM184 213V210L182 211ZM181 212V213H182ZM200 212V211H199ZM202 212V213H203ZM212 212V211H211ZM227 212L232 213L231 218L230 219H225L227 218ZM243 212V211H242ZM53 213V212H52ZM73 213V212H72ZM56 214V212L54 213V215ZM74 214V213H73ZM81 214V213H80ZM88 214V213H87ZM187 215V213H184V215ZM197 214V213H196ZM201 214V212H200ZM68 215V214H67ZM84 215V214H83ZM89 215V214H88ZM165 215V216H164ZM180 213L178 215H176L177 217H180ZM202 215V214H201ZM204 215V214H203ZM207 215H211V214H206ZM66 216V215H65ZM196 216V215H195ZM61 217V216H60ZM184 217V216H183ZM210 217H214L213 215ZM65 219V217H63ZM67 218V217H66ZM166 218V219H165ZM203 218V217H202ZM68 219V218H67ZM79 214L76 213L74 216H70V221L72 222L71 224H73L74 226L78 227L80 226V224L77 222L79 220ZM195 219V218H194ZM198 219V218H196ZM205 219V218H204ZM203 219V220H204ZM214 219V218H213ZM212 219V220H213ZM62 220V219H61ZM202 220V219H201ZM202 220V221H203ZM240 220V221H239ZM246 220V219H245ZM65 221V220H64ZM82 221V220H81ZM186 221V220H185ZM192 221V220H191ZM75 222H77L78 224H76ZM187 222V221H186ZM199 222V221H198ZM217 222V221H216ZM188 223V222H187ZM215 223V222H214ZM191 224V223H190ZM217 224V223H216ZM95 226V225H94ZM191 226V225H190ZM96 227V226H95ZM94 227V228H95ZM227 227V226H226ZM69 228V226H68ZM76 228L75 231L78 229ZM81 228V227H80ZM79 228V229H80ZM97 228V227H96ZM228 228V227H227ZM261 228V227H260ZM82 229V228H81ZM192 229V228H191ZM239 229V228H238ZM259 229V228H258ZM85 230V229H84ZM83 230V231H84ZM87 230V229H86ZM94 230V229H93ZM107 230V231H105ZM244 230V229H243ZM260 230V229H259ZM78 231V230H77ZM82 231V230H81ZM89 231V230H88ZM188 231V230H187ZM186 231V232H187ZM193 231V230H191ZM238 231V230H237ZM262 231V230H261ZM258 231L257 235L259 238H263V232ZM80 232V230H79ZM90 232V231H89ZM75 233V232H74ZM85 233V232H82ZM95 233V232H94ZM190 233V232H189ZM93 234V233H92ZM77 235V234H75ZM85 235V234H84ZM200 237V236H199ZM232 237V236H231ZM86 238V236H85ZM84 238V239H85ZM93 238V237H92ZM83 239V238H82ZM87 239V238H86ZM96 239V238H95ZM94 239V240H95ZM232 239V238H231ZM93 240V239H92ZM88 241V240H86ZM104 242V243H105ZM201 242V241H199ZM86 245V242H84ZM102 243V242H101ZM79 244V243H78ZM88 244V243H87ZM228 244V243H227ZM84 245V244H83ZM199 245V244H198ZM79 246V245H78ZM195 246H197V244H195ZM194 246V247H195ZM77 247V246H76ZM81 247V244H80ZM85 247V246H84ZM83 247V249H85ZM99 247V246H98ZM106 246H104L105 248ZM227 247V246H226ZM108 248V247H107ZM198 248V247H197ZM106 249V248H105ZM196 249V248H194ZM108 250V249H107ZM77 251V250H76ZM85 250L80 251L82 255V257L86 256V251ZM196 251V250H194ZM197 252V251H196ZM44 253V252H43ZM201 253V252H200ZM199 253V256H200ZM232 254V253H231ZM91 254H89L90 256ZM108 256V255H107ZM81 257V256H80ZM81 257V258H82ZM100 257V256H99ZM196 257V256H195ZM116 258V259H117ZM193 258V257H191ZM87 259V258H86ZM100 259V258H99ZM108 259V258H107ZM110 259V258H109ZM120 260V261H121ZM192 260V259H191ZM118 261V259H117ZM190 261V260H189ZM91 262V261H90ZM86 262L84 261L83 264H85ZM88 263V262H87ZM93 263V262H92ZM91 264V263H90Z\"/></svg>",
  "mask_w": 264,
  "mask_h": 264
}]
</instances>
